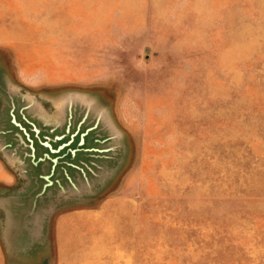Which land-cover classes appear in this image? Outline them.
Returning a JSON list of instances; mask_svg holds the SVG:
<instances>
[{"label":"rangeland","instance_id":"rangeland-1","mask_svg":"<svg viewBox=\"0 0 264 264\" xmlns=\"http://www.w3.org/2000/svg\"><path fill=\"white\" fill-rule=\"evenodd\" d=\"M0 264H264V0H0Z\"/></svg>","mask_w":264,"mask_h":264},{"label":"water","instance_id":"water-1","mask_svg":"<svg viewBox=\"0 0 264 264\" xmlns=\"http://www.w3.org/2000/svg\"><path fill=\"white\" fill-rule=\"evenodd\" d=\"M8 112H9V117H8V121H9V123L12 125V126H14V127H16V128H13L12 126H10L9 125V127L8 128H6V129H9V130H14V132H16V130L18 129L19 131H21V133H22V136L19 134V136H21V139H22V137L24 136L25 137V139L26 140H28V143H29V147H30V149L32 148V138L30 137V136H28L27 135V131H25L24 130V128H23V125H21V123H20V121H19V118H17L16 116H15V114H14V112L12 111V106H9L8 107ZM34 130H37L36 129V127H34L33 128ZM24 134V135H23ZM61 136V135H60ZM56 137H58V136H56ZM35 140H36V138H34ZM53 141L54 140H51V139H49L48 137H46V138H42V139H40V138H38L37 137V141L36 142H38L40 145H43L44 146V148L46 147V149L44 150V152H42V153H39V154H37V153H29V154H26L27 156H28V158H29V160H30V162H31V164L32 165H36V163H38V162H40L41 160L43 161H46V162H48L47 163V167H48V170H47V172L46 173H42V174H38L39 175V177L41 178V179H43L42 180V182H41V184H40V187L36 190V191H34V192H32V201H31V208L33 209L34 207H35V202L37 201V199H38V197H39V195L41 194V193H43V191H44V188H45V186H47V185H49L50 183H51V179L50 178H48V173L49 172H52V170H53V165H54V161L56 160V157L58 156L57 154H55V149L58 147V146H60V145H62L63 143H61V144H59L57 147H55V146H53ZM34 143V142H33ZM35 144V143H34ZM36 145V144H35ZM45 158V159H44ZM66 178L70 181V178H69V176H66ZM55 181H57V179H54ZM51 206V205H50ZM50 206H48V207H50Z\"/></svg>","mask_w":264,"mask_h":264}]
</instances>
